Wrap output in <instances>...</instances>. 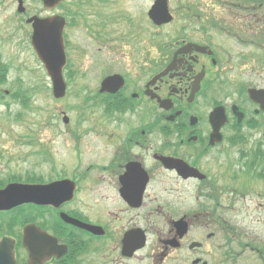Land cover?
Returning <instances> with one entry per match:
<instances>
[{"label":"flooded vegetation","instance_id":"flooded-vegetation-1","mask_svg":"<svg viewBox=\"0 0 264 264\" xmlns=\"http://www.w3.org/2000/svg\"><path fill=\"white\" fill-rule=\"evenodd\" d=\"M68 1L60 7L66 33L75 26L78 48L106 53L104 58L93 55L86 67L97 75L105 70L101 81L113 74L125 80L115 94L100 92V99L95 93L104 106L100 110L104 115L129 114L133 122L127 127H59L63 154L74 161L62 159L51 166L46 159L44 173L75 181L73 196L60 200L67 191L60 192L59 207L28 205L30 219H41L44 228L68 246L62 260L48 264H66L69 255L71 264H231L233 224L227 218V195L233 206L234 197L251 193L258 182L264 184V159L260 165L257 160L249 164L242 149L231 155L241 141L236 130L235 141L227 135L228 127H264L262 104L249 94L251 88L264 89V0H217L218 12L201 10L198 4L176 5L174 20L163 26L176 29L173 41L153 45L158 52L154 61L145 59V29L141 21L125 15L124 1L121 5L117 0L120 12L114 19L110 11L107 16L98 12L95 0H79L74 22ZM112 1L107 3L113 10ZM131 44L129 51L126 46ZM109 51L133 52L132 60L116 63ZM148 68H155L154 74ZM76 72L70 63L64 70L66 78ZM154 94L161 101L153 100ZM216 108L224 113L214 119V127L225 123L223 140L212 145L210 115ZM253 143L250 153L264 147V139ZM161 155L172 158L173 168L164 167ZM62 212L101 226L104 234L65 224ZM9 224L0 222V227ZM142 232L145 247L125 257V236L144 242L136 236Z\"/></svg>","mask_w":264,"mask_h":264},{"label":"rangeland","instance_id":"rangeland-1","mask_svg":"<svg viewBox=\"0 0 264 264\" xmlns=\"http://www.w3.org/2000/svg\"><path fill=\"white\" fill-rule=\"evenodd\" d=\"M24 1L28 15L38 14L45 17L53 13V11L44 9L41 0ZM74 1L75 0L69 1L67 6L76 9V7L73 6ZM121 1V5H123L124 1L128 15L135 13L137 17L144 20L147 26L149 22L147 13L154 0ZM181 2L184 4H198L201 6V10L204 11H219V7L215 0H169L171 9L174 11L176 5H179ZM17 6V0H0V54L5 61L14 60L18 62L17 68L13 70L11 79L5 87L11 88L16 85V82L18 86L21 80L26 87H35L36 95L34 96L33 92L31 108L26 109L23 105L14 103L11 108L13 114L11 120H5L8 119L9 111L0 103V151L3 153L6 151L8 157L10 156L15 162L10 166L12 167V171H24L29 168L39 175L42 171V166L38 165L36 162H42V157L35 153L41 150L42 146L45 147V152L47 150L46 146L53 152L59 150V158L66 160L68 163L74 161L73 157L63 154L66 150L62 144L63 138L60 132L55 128L65 127L62 121V111L68 110V115L73 118L72 123L70 122L67 127H93L95 123H97L99 127H118L119 124L120 127H123L121 123H126L128 116H120L123 122L117 123L114 122V118L102 117V114L97 113L95 110L92 115L89 111L85 113L86 117H84V114L81 115L84 107V99L96 91L100 81L99 77L105 71L101 70L99 75L93 74L92 70L86 66L88 62H91L93 55L96 58L99 56L104 58L106 53L96 51L88 52L85 56L80 57V55L75 52L74 42L71 47L68 48L72 64L80 65L81 61L85 63L82 66V73L86 70L88 78L82 79L76 77L73 80L70 79L68 94L63 99L56 100L53 97L51 81L48 79L41 62L38 60L31 46V27L26 25L23 17L16 16L18 14ZM117 8L116 6V9ZM116 9L114 8L112 11L113 18H115ZM121 11L124 13L123 8ZM56 12L61 13L58 10ZM104 14L107 16L106 12H104ZM174 30V26L166 27L161 29V31L152 28V31L157 34L158 38L163 37L164 39L166 35L170 34L173 36ZM70 31L74 32L75 30ZM145 40L147 41V51H145L144 57L145 59L147 57L148 61L154 60L158 52H155V48L152 46L153 41L149 40L148 35ZM131 47V45L128 46L127 50L132 51ZM123 60L128 63L132 59L131 56H129V59ZM75 67L78 68L76 65ZM116 69L118 68L116 67ZM15 79L16 81H14ZM27 103L28 102L25 104ZM16 113H23L22 116H18V121L15 120ZM147 115L149 118V112H147ZM19 118H21V120ZM242 133L245 135L246 138L244 139L247 140V143L232 149L231 155H235V151L241 148L251 150L254 147L253 141H260L263 138L264 127H258L256 131L251 130L249 127H243ZM30 134L38 138V145L29 146L23 141L27 140ZM23 167L24 169H21ZM166 182L170 183V180ZM250 192L251 193L245 194L244 197H242L241 194L234 197L235 203L233 206H230L229 202L231 199H229L227 195V218L231 219L233 227L238 229V236L240 235V238L245 237V240L241 243V254L235 260L234 264L264 263V261L260 259L259 253L253 251L250 247L256 244H246L252 241V237L264 244V184L258 182L255 188ZM8 216L13 217L12 223H16L18 226L22 224L21 220L23 219V215H20L19 212L14 211Z\"/></svg>","mask_w":264,"mask_h":264},{"label":"water","instance_id":"water-1","mask_svg":"<svg viewBox=\"0 0 264 264\" xmlns=\"http://www.w3.org/2000/svg\"><path fill=\"white\" fill-rule=\"evenodd\" d=\"M20 1L19 11L23 12V0ZM62 0H43L46 8H55ZM150 17L157 23H167L172 20L167 0H156L149 12ZM28 22H33L34 34L32 44L35 47L40 59L44 62L49 75L53 81V91L57 98L66 94V83L62 75L63 66L66 63V55L63 44V27L65 20L56 15L53 17L40 18L31 17ZM156 81V78L153 82ZM113 80L107 79L103 82L102 90L116 91L118 87L111 89ZM251 97L257 100L256 93L251 90ZM68 121V119H66ZM216 133L221 127H214ZM219 140V139H218ZM168 166H172L169 158H163ZM69 183L67 180L55 182L50 185H30L13 183L5 189H0V210L10 209L17 205L34 201L44 203L47 196L54 197V191H59ZM80 226H86L77 222ZM93 230V228L90 227ZM55 239H52L44 230L34 224H29L24 229L23 243L29 252V264H44L53 255L61 256L58 253ZM53 243V244H52ZM0 264H18L15 258V241L12 238L4 237L0 241Z\"/></svg>","mask_w":264,"mask_h":264},{"label":"trees","instance_id":"trees-1","mask_svg":"<svg viewBox=\"0 0 264 264\" xmlns=\"http://www.w3.org/2000/svg\"><path fill=\"white\" fill-rule=\"evenodd\" d=\"M262 250L264 251V248Z\"/></svg>","mask_w":264,"mask_h":264}]
</instances>
